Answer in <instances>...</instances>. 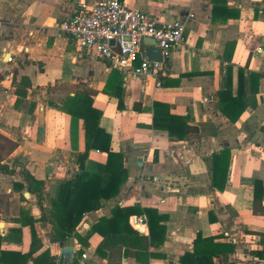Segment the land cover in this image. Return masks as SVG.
<instances>
[{
  "label": "crops",
  "instance_id": "crops-1",
  "mask_svg": "<svg viewBox=\"0 0 264 264\" xmlns=\"http://www.w3.org/2000/svg\"><path fill=\"white\" fill-rule=\"evenodd\" d=\"M81 1L97 0H0V250L30 249L22 215L34 221L41 245L34 256L48 249L57 264H180L198 236L212 239L200 252L214 264H264V0H119L160 23L184 22L160 82L108 68L61 33L59 24ZM228 68L231 92L220 100ZM79 94L100 111L99 126L122 155L127 179L115 197L83 213L75 235L56 242L39 219L85 150L82 120L62 110ZM106 162L107 153L91 149L84 170L103 176ZM27 178L44 183L41 207ZM255 190L262 194L256 213ZM135 205L148 209L154 227L162 217L164 241L148 255L122 247L100 256L97 232L84 246L78 240L116 207ZM142 217L140 233L148 235L144 211L129 225L135 229L132 218ZM62 247L73 249L71 261L64 262Z\"/></svg>",
  "mask_w": 264,
  "mask_h": 264
},
{
  "label": "trees",
  "instance_id": "trees-1",
  "mask_svg": "<svg viewBox=\"0 0 264 264\" xmlns=\"http://www.w3.org/2000/svg\"><path fill=\"white\" fill-rule=\"evenodd\" d=\"M231 92V69L228 68L225 75L223 89L219 92L220 100ZM64 113L82 120V126L85 137V150L78 158V171L72 179L63 181L58 184L55 196L49 202L50 206L42 212L40 217L41 222L49 223L52 227V239L56 242L64 241L67 237L75 235V229L79 224L83 213L93 211L99 208L101 199H111L115 197L120 186L127 179V171L123 165V157L119 153L110 150V136H108L99 126L101 113L92 108L91 99L87 95L79 94L74 98L69 99L65 105L62 106ZM220 111L223 115L228 117L227 110L224 106H220ZM243 108L238 110L235 117H230L231 121H235L241 114ZM173 137H179L173 130H168ZM91 149H97L107 153V162L105 166V173L103 176L92 174L84 170V161L88 152ZM28 179V178H27ZM27 190L34 193L37 197V202L43 199L39 191L43 186V182L35 180H26ZM34 186V188H32ZM39 186V189H38ZM264 189H261V192ZM262 195V194H261ZM258 192H254V212H257V206L261 203L262 196ZM81 206V207H80ZM41 207V205H40ZM80 208V210H77ZM44 211V210H43ZM143 211L147 214L149 231L148 235L140 233L135 227L133 229L129 225V218L133 215H141ZM150 212L141 210L138 206L116 207L113 210V215L110 219L100 220L99 224L94 226L91 233L84 238L78 240L85 245V240L93 233H99L102 237L96 253L104 256V251L120 249L134 250L136 257L145 254L148 255L150 247L159 245L164 241V228L158 224L162 217H158V221L154 220L155 227L149 217ZM133 219V218H132ZM21 223V227L29 223L31 228V245L27 252L0 250V264H57L55 256L50 254L48 249L42 251L40 254H34L41 249V245H37L36 232L33 228V219L24 216L17 220ZM125 223V224H124ZM154 228H156L157 236H155ZM20 234L21 230H10L11 236L13 234ZM4 236V240L8 241L12 237ZM263 250L258 253L260 257H264V233L259 234ZM85 241V242H84ZM212 242L211 238H202L198 236L193 243L191 252L185 253L180 258V264H214L212 255L209 253H201L200 247ZM154 256V254H151ZM148 257V256H147ZM138 260V259H137ZM72 264H77L76 260Z\"/></svg>",
  "mask_w": 264,
  "mask_h": 264
},
{
  "label": "built area",
  "instance_id": "built-area-1",
  "mask_svg": "<svg viewBox=\"0 0 264 264\" xmlns=\"http://www.w3.org/2000/svg\"><path fill=\"white\" fill-rule=\"evenodd\" d=\"M59 30L84 54L101 60L108 68L133 78L150 76L160 82L170 71L173 50L183 41L185 24L179 19L160 23L119 0H97L78 2L73 15L59 24ZM144 38L155 41L161 50L160 61L146 59ZM133 222L144 225L145 218ZM81 257L86 259V254Z\"/></svg>",
  "mask_w": 264,
  "mask_h": 264
},
{
  "label": "water",
  "instance_id": "water-1",
  "mask_svg": "<svg viewBox=\"0 0 264 264\" xmlns=\"http://www.w3.org/2000/svg\"><path fill=\"white\" fill-rule=\"evenodd\" d=\"M143 43L145 45L144 55L149 61H160L161 60V50L157 47L154 40L149 38H144ZM131 224L135 227L139 232H144V225L141 223H134L133 219L131 220ZM60 255L64 257V262L71 261L73 256V249L68 247H62L60 249Z\"/></svg>",
  "mask_w": 264,
  "mask_h": 264
}]
</instances>
